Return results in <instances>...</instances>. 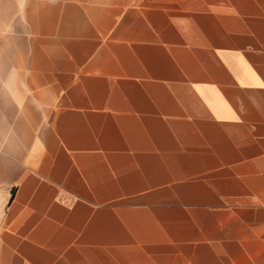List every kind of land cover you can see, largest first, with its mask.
<instances>
[{
    "label": "crops",
    "instance_id": "0c3cea01",
    "mask_svg": "<svg viewBox=\"0 0 264 264\" xmlns=\"http://www.w3.org/2000/svg\"><path fill=\"white\" fill-rule=\"evenodd\" d=\"M0 264H264V0H0Z\"/></svg>",
    "mask_w": 264,
    "mask_h": 264
}]
</instances>
